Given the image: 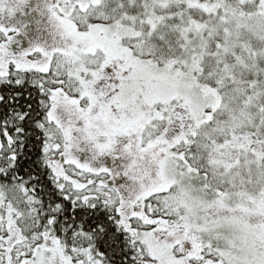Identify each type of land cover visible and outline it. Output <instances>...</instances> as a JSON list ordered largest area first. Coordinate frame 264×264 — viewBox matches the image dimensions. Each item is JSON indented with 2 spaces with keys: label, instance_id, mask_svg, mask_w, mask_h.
I'll list each match as a JSON object with an SVG mask.
<instances>
[{
  "label": "snow or ice",
  "instance_id": "6c2138e0",
  "mask_svg": "<svg viewBox=\"0 0 264 264\" xmlns=\"http://www.w3.org/2000/svg\"><path fill=\"white\" fill-rule=\"evenodd\" d=\"M0 264H264V0H0Z\"/></svg>",
  "mask_w": 264,
  "mask_h": 264
}]
</instances>
